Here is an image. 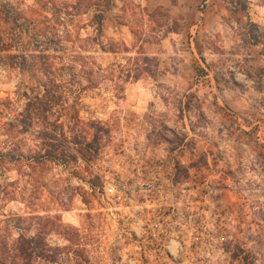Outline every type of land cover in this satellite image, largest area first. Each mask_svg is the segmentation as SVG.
Listing matches in <instances>:
<instances>
[{
    "label": "rangeland",
    "instance_id": "1",
    "mask_svg": "<svg viewBox=\"0 0 264 264\" xmlns=\"http://www.w3.org/2000/svg\"><path fill=\"white\" fill-rule=\"evenodd\" d=\"M174 154L211 241L129 263L102 187ZM0 264H264V0H0Z\"/></svg>",
    "mask_w": 264,
    "mask_h": 264
},
{
    "label": "built area",
    "instance_id": "2",
    "mask_svg": "<svg viewBox=\"0 0 264 264\" xmlns=\"http://www.w3.org/2000/svg\"><path fill=\"white\" fill-rule=\"evenodd\" d=\"M177 160L176 154L162 157L147 176L136 166L129 187H120L115 182L105 183L102 187L107 214L120 227V234L132 237L139 253L129 263H145L149 253L157 258L162 255L176 258L188 248L186 235L194 238L196 246L211 241L210 235L208 238L205 235L209 224L204 223L202 202L200 200L198 205L192 198L196 186L175 180Z\"/></svg>",
    "mask_w": 264,
    "mask_h": 264
},
{
    "label": "trees",
    "instance_id": "3",
    "mask_svg": "<svg viewBox=\"0 0 264 264\" xmlns=\"http://www.w3.org/2000/svg\"><path fill=\"white\" fill-rule=\"evenodd\" d=\"M102 20V19H101Z\"/></svg>",
    "mask_w": 264,
    "mask_h": 264
}]
</instances>
